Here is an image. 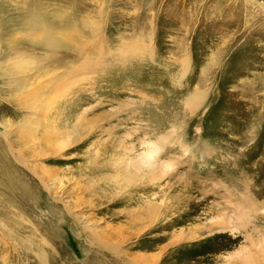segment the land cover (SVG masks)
Instances as JSON below:
<instances>
[{"label":"rangeland","instance_id":"rangeland-1","mask_svg":"<svg viewBox=\"0 0 264 264\" xmlns=\"http://www.w3.org/2000/svg\"><path fill=\"white\" fill-rule=\"evenodd\" d=\"M44 12L96 59L38 78L48 143L0 77V264H264V0H0V37Z\"/></svg>","mask_w":264,"mask_h":264},{"label":"bare ground","instance_id":"bare-ground-1","mask_svg":"<svg viewBox=\"0 0 264 264\" xmlns=\"http://www.w3.org/2000/svg\"><path fill=\"white\" fill-rule=\"evenodd\" d=\"M51 16L52 17L46 13L45 15L33 13L30 17V21L20 24L21 28L8 30L0 37V72H2L0 73V77L3 78V76H5L7 78L6 84L14 87V91L12 92L13 95L16 97H22V99H20L21 105L24 108L34 109L37 117L34 122L30 121L28 126H26V123V125H23L21 129H19L22 130L23 135L18 136L24 141L20 139L22 141L20 142V140H18L20 143H24V145L32 135L34 136L35 133L37 135L41 134L40 139L44 143H48L53 137L51 135L50 138V135L47 136L44 134V132L47 134V129L45 128L42 119L45 121L44 117L48 108L54 106L53 104L56 102L55 96L46 95L47 98H43V95L48 91V88H52V91L53 89H56V82H54V80L59 79L61 73L63 74L64 72L65 74L68 72L73 75L74 72L78 70V66H76L77 57H81L84 53L89 55V57H87V59L90 58L89 63H94L95 57L93 58L90 53L91 44L89 43L95 39V36L91 33L92 31L89 30V28L84 29L81 25L80 36L84 37L86 40H84L85 42H81L80 40L82 38L79 40V33L76 32V30L79 31V29L76 27V21L73 19L74 14L68 15L60 20L53 19V17H58L59 14ZM79 23H81V21ZM83 24L88 27L89 24H91L90 18H86L83 21ZM1 48L3 50H1ZM82 49L84 53L81 52ZM66 57L70 58L65 60ZM5 63L13 70L7 71V66H4ZM59 69L64 70L60 71ZM58 70L60 72H58ZM46 73H50L52 77H49L51 79L46 80L44 83L45 85H42L41 82H38V78ZM15 75H18L19 78L14 84H12ZM40 85L43 87L45 86L46 92ZM197 95L198 93H195V97ZM0 124L5 129L4 134L9 133L7 132V129L11 126L9 120L4 119ZM34 124L37 127L39 126L40 129H37V127L35 129V127H33ZM18 128L20 127H17V129ZM1 156L2 155H0V157ZM19 156L20 155L18 154L16 158H21ZM2 158L5 159V157ZM13 169L14 168L11 170ZM11 170H9L7 164L0 162V185L8 184L10 177H12L10 183H12V185L15 183V177L10 174ZM34 174L37 175L36 172ZM37 177H39V182L43 187H47L46 177L41 175H37ZM47 188L49 190L50 187L48 186ZM247 204H252V202H249L248 200ZM2 221L3 220H1V224L4 225ZM38 257L43 264H47L43 254H38Z\"/></svg>","mask_w":264,"mask_h":264}]
</instances>
